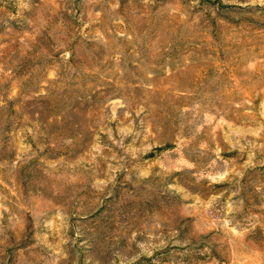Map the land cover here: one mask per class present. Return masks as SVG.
<instances>
[{
    "label": "rangeland",
    "instance_id": "374dc122",
    "mask_svg": "<svg viewBox=\"0 0 264 264\" xmlns=\"http://www.w3.org/2000/svg\"><path fill=\"white\" fill-rule=\"evenodd\" d=\"M0 264H264V0H0Z\"/></svg>",
    "mask_w": 264,
    "mask_h": 264
}]
</instances>
